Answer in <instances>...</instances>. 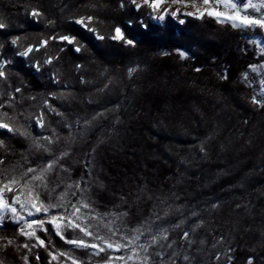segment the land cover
<instances>
[{"label": "trees", "instance_id": "trees-1", "mask_svg": "<svg viewBox=\"0 0 264 264\" xmlns=\"http://www.w3.org/2000/svg\"><path fill=\"white\" fill-rule=\"evenodd\" d=\"M120 4L121 0H0V21L7 25L0 29L4 45L0 56L12 61L6 68L7 81L0 80L4 94L0 102L21 88L13 107L5 106L0 112L14 117L5 122L31 133L25 138L0 130L6 145L0 147L4 160L0 179L19 177L27 167L46 164L67 152L61 164L69 171L57 166L47 176L49 190L56 191L51 192V201L49 192L42 193L46 204L57 203L64 185L83 177L87 183L81 182V187L88 189L85 196L94 209L91 215L127 212L113 226L130 233L143 225L144 241L149 226L153 233L159 227L169 229V240L162 243L176 244L164 248L166 262L167 254L176 251L180 254L176 264H229V256L231 264H247L250 257L254 264H264V109L250 102L259 92V78L249 69L250 64L264 63L261 45L251 43L264 41V30L233 29L207 15L203 19L183 16V24L169 16L159 24L149 18L146 7L137 11L130 0H124L123 8ZM32 9L42 13L39 22L30 16ZM87 16L97 18L91 27L104 40L74 22ZM116 26L135 41L134 46L107 38ZM60 35L74 37L75 44L48 40L46 47L27 58L16 55L30 44ZM16 36L18 46L11 45ZM76 46L81 51H74ZM177 50L185 53L183 59ZM57 55L51 64L44 63ZM129 69L135 71L129 74ZM245 71L251 84L242 78ZM225 72L228 78L221 79ZM53 74L59 83L53 82ZM49 93L65 95L51 99ZM45 99L63 116L45 112L46 127L41 129L33 120ZM97 113L103 116L96 117ZM85 121L90 125L86 127ZM41 135L57 141L51 145L52 156L33 147V137ZM11 195L6 199L10 201ZM78 198L79 194L69 193L73 203ZM193 211L198 215L192 216ZM156 215L163 220L155 221ZM111 219V215L104 217L103 223ZM181 220L185 223L173 229ZM200 220L203 225L192 233ZM46 227L48 233L37 234L48 250L29 252L22 247L29 241L7 219L0 225V238H5L0 239V262L72 264L67 256L51 260L48 251L69 253L73 245L55 235L51 225ZM184 231L194 241L190 247L181 238ZM63 235L74 238L70 229ZM7 239H13V244L6 246ZM149 249L150 263L161 264L156 255L160 247ZM185 254L190 262L183 260ZM23 255H28L27 262Z\"/></svg>", "mask_w": 264, "mask_h": 264}, {"label": "snow or ice", "instance_id": "snow-or-ice-1", "mask_svg": "<svg viewBox=\"0 0 264 264\" xmlns=\"http://www.w3.org/2000/svg\"><path fill=\"white\" fill-rule=\"evenodd\" d=\"M167 0H130V3L135 6L136 10L139 11L141 8L146 7L149 9V18L156 19L160 22L165 21L167 17H177L178 15L184 16H192L197 19H203L205 15L208 17H213L220 24H229L233 29H239L241 31H252L256 32L257 29L264 30V0H201L202 5L206 7H200L197 4V0H171L172 3H180L187 6L191 3L192 7L196 9L194 12H185L181 13L178 8L176 11H170L168 8L160 11V6L166 3ZM125 6L124 0H121L120 7L123 8ZM222 7L223 11H218L217 9ZM42 15L37 9H32L30 16L36 22H39V17ZM97 19L93 16L80 17L75 20L76 24L81 25L84 29L89 32H92L95 35V38L98 40H104L106 37L98 34L97 30L91 27V23ZM181 24L185 23L184 20L179 21ZM52 24V21L48 22ZM129 25L133 23V21H128ZM142 27H147L143 21H140ZM7 25L0 21V29H5ZM113 41H118L123 43L126 46H134L135 41L133 39L127 38L121 27L116 26L113 29V34L110 37H107ZM20 40L19 36L13 37L9 43L14 46H18V42ZM48 40H57L61 42H68L69 44H75V38L69 37L65 35L60 36H52L46 40H42L38 45H28L23 51H18L16 53L17 56L27 58L34 51H39L41 47H46L48 45ZM253 44H260L259 54H264V41L261 40H252ZM4 45L0 44V49H3ZM60 51H64L63 48ZM74 51L79 52L81 48L79 46L74 47ZM179 51V50H177ZM180 57L183 59L185 57V53L183 51H179ZM59 56L48 57L44 63L51 64L54 59H58ZM12 63L11 60L3 58L0 56V79L7 81L8 74L6 72V68L8 65ZM37 69L39 68V62L34 65ZM77 69L81 67V65L76 66ZM249 69L251 73L258 74L260 79L258 80L259 92L251 96V103L253 106H256L260 109H264V64H250ZM200 71V69H196ZM135 69H129V74H131ZM53 82L59 83V80L56 78L55 74H53ZM227 73L221 75V79H227ZM242 78L245 83L251 84L249 80V71H245L242 73ZM83 82V80H82ZM107 87V85H106ZM21 88L17 87L14 89L12 94H8V97L5 101L0 102V109H3L5 106L13 107V102L15 101V93H20ZM0 95H4L0 93ZM64 93H61L59 96L56 93H49V97L51 99H58L64 96ZM259 97V98H258ZM31 99H35L32 97ZM45 112L55 113L56 115L63 116V113H60L50 102L48 99H45L43 102V106L41 108V112L39 117H35L33 120V124L38 128H45ZM103 113H97L96 117H102ZM96 117H93L95 119ZM14 117H10L8 112H0V130L6 131L10 135L13 136H23L28 138L31 133L27 130H21V128L12 125L10 122H5V120L11 121ZM90 121H85V126L90 125ZM69 129H71V125H67ZM53 134H56V130L52 129ZM71 135V132H70ZM57 135V139H58ZM41 141H45L46 143H42ZM57 141L53 140L51 136H43L33 137V147L37 150H43L52 156L51 145L56 143ZM0 147H6L4 144V140L0 139ZM200 151L204 152L205 149L203 144L200 145ZM68 155L67 152L60 153L59 156H53L48 160L46 164H37L36 166H29L26 170L20 172L19 177L12 175L10 177H4L0 179V225H2L7 219H10L12 223H15L18 232L20 235L24 236L27 241H35V243L25 242L22 247L24 249H28L29 252H32L33 249L45 248L48 250V245L45 240L38 235V232L48 233V228L46 225H51L53 232L55 235L59 236L61 239L65 240L66 243L73 245L75 248H83L86 250H90L91 253L95 256H99L101 252H108L109 250L119 251L124 250L125 252H131L134 255L140 257V264H150L151 262V253H149V248L153 245H158L161 251L157 252L156 255L161 257V264H176L175 257L180 255L176 251H172L168 253V262L164 260L165 252L164 248L173 249L176 242L171 241L166 245L162 243L163 241L169 240V229L164 227L157 228L156 232H152L151 226L147 228V232L149 234L148 238L143 243H139L141 236L145 234V228L143 225L137 226L135 229H132L131 232L133 235L128 237L123 234L122 230L119 227H113L115 221L120 220L121 217L127 216V212L123 213H104L96 215H91L94 211L91 202L85 196V193L88 189L81 187V182L87 183L83 181V177H81L80 181H76L73 184L64 185V190L59 193L56 197L57 203H45L43 199H41V195L43 192H49L48 200L51 201L52 196L51 192H55L56 189L49 190L47 176L49 173L55 170L57 166L60 167L61 171L67 172L69 171L67 168L61 164V161ZM4 160L0 158V164H3ZM87 164V162H85ZM61 183H63L61 181ZM19 186V191H17V187ZM61 184H57V188H59ZM73 189H75L73 191ZM21 192L24 195H21ZM71 192V196L77 197L79 194V198L76 199L75 203H73L70 199H68L69 193ZM8 194L11 195V199H6ZM151 198V197H149ZM123 200L124 198L121 197ZM17 205L19 207H17ZM213 208L218 207V205H213ZM239 207V205H237ZM82 209L88 210L87 213L83 212ZM177 212L180 211L179 208L176 209ZM43 215L44 218H40ZM112 216L113 219L109 220L108 223H103V218ZM165 216L169 215L168 212H165ZM198 214L193 211L192 216H197ZM163 217L156 215L155 221H162ZM59 221V222H58ZM96 221L97 223H93ZM155 221H151V223H155ZM185 223L184 220H181L180 223L173 225V229L180 228L181 225ZM204 221L200 220L198 224H195L191 232L194 233L197 228L203 225ZM108 229L107 234L101 235L100 228ZM71 229L74 233L78 232L83 235L79 238L66 239L63 235V232ZM91 237L93 242H89L87 238ZM190 232L184 231L182 235V239L187 241L188 246L190 247L194 241L189 239ZM5 239V238H0ZM223 237H221V241ZM14 242L13 239H7L6 246L12 245ZM201 244L205 243V241L201 240ZM21 247L18 245V248ZM49 256L52 261H56L59 257L67 256L72 260V264H77V260L70 256L69 253L65 252H57L48 251ZM39 253H36V260H39ZM132 256H128L127 260H132ZM22 259L27 262L29 257L28 255H23ZM112 257H108L104 264H109V261ZM118 259H125L124 257H118ZM233 258L231 256L228 257L229 264H231V260ZM183 260L185 262H190L189 255H183ZM216 260H220V255L216 256ZM2 264V262H0ZM247 264H254V258L250 257L248 259Z\"/></svg>", "mask_w": 264, "mask_h": 264}, {"label": "rangeland", "instance_id": "rangeland-1", "mask_svg": "<svg viewBox=\"0 0 264 264\" xmlns=\"http://www.w3.org/2000/svg\"><path fill=\"white\" fill-rule=\"evenodd\" d=\"M137 2H140V0H137ZM197 4L200 7H206V6L202 5L201 0H197ZM165 8H168L170 11H176L179 8L181 13L196 11V9L192 7L191 3H189L187 6H185L184 4H180V3H172L171 0H167L166 3L162 4L160 6V11L162 12L163 9H165ZM217 10L218 11H223V8L220 7ZM183 16L184 15H178L177 17H173V18L176 21L179 22L180 20H183L182 19ZM152 20L155 21L156 23H159V24L164 22V21L160 22V21H158L156 19H152ZM257 40H261L262 41V39H257ZM253 74L257 78L260 79V76L258 74H255V73H253ZM1 110L2 109H0V111ZM19 115H21V113H19ZM119 228L121 229V227H119ZM103 231L108 232L106 228L101 227L100 228V234L101 235L105 234V233H103ZM71 232L73 233L74 238H79L80 236L83 235L82 233H79L78 230L75 233L72 230H71ZM122 232H123L124 235H126L128 237H131L133 235L132 232L129 233L128 231H123V230H122ZM87 239H88L89 242H93L91 237H89ZM143 242H145V241H144L143 238H141L139 243H143ZM75 250H78V251L82 252V254L81 253H77ZM69 254H70L71 257H73V258H75L77 260V264H104V261L108 257H112V259L109 261V264H140V260L142 259V256L138 257V256L134 255L133 253L125 252L124 250H119V251L109 250L108 252H101L99 256H95V255H93L91 253L90 250H86V249H83V248H75L74 246L71 249V251L69 252ZM128 256H132L133 257L132 260H127ZM118 257H124L125 259L121 260V259H118ZM69 260H70V262H72L71 259H69ZM152 263L153 264H157L155 261L154 262L152 261ZM146 264H147V262H146Z\"/></svg>", "mask_w": 264, "mask_h": 264}]
</instances>
